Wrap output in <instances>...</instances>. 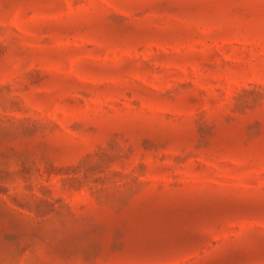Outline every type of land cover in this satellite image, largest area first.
Returning a JSON list of instances; mask_svg holds the SVG:
<instances>
[{
  "label": "rangeland",
  "instance_id": "rangeland-1",
  "mask_svg": "<svg viewBox=\"0 0 264 264\" xmlns=\"http://www.w3.org/2000/svg\"><path fill=\"white\" fill-rule=\"evenodd\" d=\"M0 264H264V0H0Z\"/></svg>",
  "mask_w": 264,
  "mask_h": 264
}]
</instances>
